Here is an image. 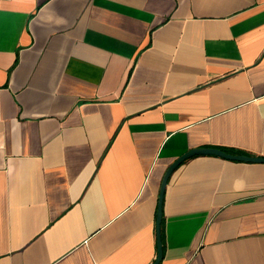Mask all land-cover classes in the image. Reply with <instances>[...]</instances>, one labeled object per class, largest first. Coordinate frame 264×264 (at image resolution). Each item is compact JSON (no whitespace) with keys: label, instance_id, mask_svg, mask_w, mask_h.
<instances>
[{"label":"crops","instance_id":"obj_1","mask_svg":"<svg viewBox=\"0 0 264 264\" xmlns=\"http://www.w3.org/2000/svg\"><path fill=\"white\" fill-rule=\"evenodd\" d=\"M201 146L264 157V0H0V264H153ZM163 205L158 264H264V161Z\"/></svg>","mask_w":264,"mask_h":264},{"label":"water","instance_id":"obj_2","mask_svg":"<svg viewBox=\"0 0 264 264\" xmlns=\"http://www.w3.org/2000/svg\"><path fill=\"white\" fill-rule=\"evenodd\" d=\"M196 154H214L223 156L229 159H238V160H248V161H264V157L261 156H251V155H245V154H238V153H231L221 148L216 147H197L188 150L183 155L178 157L167 169L166 175H164L162 184H161V191H160V197H159V203H158V211H157V236H158V255L156 258V261L153 264H158L163 257L164 249H163V240H162V219H163V203H164V195L166 191V187L169 181V178L171 174L174 172V170L188 157H191Z\"/></svg>","mask_w":264,"mask_h":264},{"label":"trees","instance_id":"obj_3","mask_svg":"<svg viewBox=\"0 0 264 264\" xmlns=\"http://www.w3.org/2000/svg\"><path fill=\"white\" fill-rule=\"evenodd\" d=\"M162 221H163V219H162ZM163 222H164V221H163ZM163 222H162L161 233H162V237L165 238V237H164V224H163ZM163 238H162V240H163Z\"/></svg>","mask_w":264,"mask_h":264}]
</instances>
